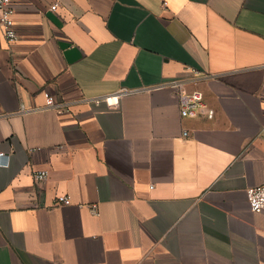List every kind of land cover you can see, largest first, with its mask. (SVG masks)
Returning a JSON list of instances; mask_svg holds the SVG:
<instances>
[{
	"label": "crops",
	"instance_id": "1",
	"mask_svg": "<svg viewBox=\"0 0 264 264\" xmlns=\"http://www.w3.org/2000/svg\"><path fill=\"white\" fill-rule=\"evenodd\" d=\"M12 6L0 264H264L247 197L264 184V0ZM173 80L202 95L195 117Z\"/></svg>",
	"mask_w": 264,
	"mask_h": 264
},
{
	"label": "built area",
	"instance_id": "2",
	"mask_svg": "<svg viewBox=\"0 0 264 264\" xmlns=\"http://www.w3.org/2000/svg\"><path fill=\"white\" fill-rule=\"evenodd\" d=\"M13 0H0V30L3 32L4 37L10 43L15 42L18 39V32L16 29L14 14L15 9L12 6ZM166 5V3H165ZM58 4L52 6V10H56ZM170 87L176 90L177 97L180 102V113L182 117H195L200 108H202V95L199 92L186 93V82L183 80H173L168 83ZM47 106L56 107V101L54 97L49 93H45ZM110 99L109 97L106 99ZM213 115V112H209V117ZM185 136L188 132L184 133ZM10 153H0V158H5L2 165H7ZM49 174L46 171H38L33 174V179L36 184H42L47 181ZM247 197L250 210L254 213L264 214V184L255 187H250L247 190ZM57 205H70L71 200L68 196H60L56 199Z\"/></svg>",
	"mask_w": 264,
	"mask_h": 264
}]
</instances>
